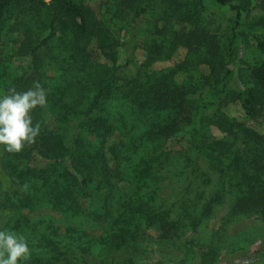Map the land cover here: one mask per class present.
<instances>
[{
    "label": "trees",
    "instance_id": "obj_1",
    "mask_svg": "<svg viewBox=\"0 0 264 264\" xmlns=\"http://www.w3.org/2000/svg\"><path fill=\"white\" fill-rule=\"evenodd\" d=\"M119 1L110 25L78 0H0V40L6 28L19 34L17 55L28 63L0 91L39 82L47 93L46 105L32 112L40 125L35 141L19 153L0 146L1 166L19 197L18 206L9 198L4 205L18 213L11 230L40 249L26 264H89L73 244L61 247L62 235H80L73 226L57 227L56 215L104 223L89 244L106 254L129 253L108 264H139L151 231L159 253L175 255L171 264H264V238L224 263H217L216 249L217 238L235 225L264 230V136L224 113L238 105L248 120L264 117V61L245 60L246 27L264 30V0ZM217 9L233 16L222 23ZM93 43L105 63L91 60ZM254 48L264 59V39ZM139 49L147 51L142 64ZM178 49L187 52V74L201 67L208 74L178 85L176 73L153 71ZM119 131L138 155L123 170L111 168L105 153ZM37 157L41 166H33ZM164 183L179 187L161 197ZM83 201L98 203V212L85 211ZM36 206L50 214L33 219ZM227 206L215 241L201 243L215 211Z\"/></svg>",
    "mask_w": 264,
    "mask_h": 264
},
{
    "label": "rangeland",
    "instance_id": "obj_2",
    "mask_svg": "<svg viewBox=\"0 0 264 264\" xmlns=\"http://www.w3.org/2000/svg\"><path fill=\"white\" fill-rule=\"evenodd\" d=\"M82 2L87 8L91 9L98 20L108 23L110 25H114L113 23V9L118 8L120 5L119 0H78ZM216 15H218L220 21L224 23L228 19H230L233 14L228 12L226 9H217ZM249 22L252 23L251 20ZM251 23H248L251 25ZM254 27V26H253ZM120 28V27H119ZM117 28L118 30H121ZM9 28L4 29L2 33V39L0 40V87H2L5 83L9 82L12 78L18 77L23 74L28 65L27 60L18 57L17 51L20 46L21 36L19 34L10 33ZM145 30L144 27H142ZM142 30V31H143ZM247 33H249V50L246 51L245 60L248 63H253L255 60L264 61L262 57L255 50V43L257 38L264 39V30L260 27L250 28L246 27ZM120 39L122 41L124 37V31L120 32ZM88 52L90 54V58L93 62L96 63H105L103 56L96 49L95 44L93 43ZM58 52L55 50L54 54ZM186 50L178 49L173 56L167 61L157 62L152 66L153 71H169L176 73L175 82L178 85L184 83L185 79H193L198 78L200 76H205L208 74L207 67H201L196 71L191 73H186L183 67V62L186 58ZM57 56V55H56ZM136 62L138 64H142L145 62L147 58V51L145 49L137 50L136 54ZM126 56L125 54H121L120 64L125 63ZM48 61V60H47ZM48 75H54L55 72L51 68H47ZM0 94H3L0 91ZM224 113L227 114L232 120L244 123L258 134L264 136V117L259 118L257 120L251 121L245 118V115L238 105H230L226 109H224ZM126 131L116 132L113 136L108 138V141L105 145V153L107 159L110 160L111 168H116L119 166L121 170H123L128 165L127 158H131L134 160L138 155L130 152L129 149V140L130 137L126 136ZM210 134L215 138H220L221 135L216 130H211ZM131 135V134H130ZM132 136V135H131ZM2 151L0 149V230H11L12 225L17 217V212L12 210L11 208H7L5 205L6 199H11V202L15 203L17 206L19 205L18 199L19 197H15V193L18 191L16 188L11 186L8 174L1 166L2 162ZM42 161L37 157L36 161L33 163V166H41ZM127 183H121L120 188L124 189L127 187ZM178 185L167 186L166 183L161 185L160 196L165 197L168 194H173ZM22 190L19 191L21 195ZM83 209L88 213L92 210V213L98 212L100 205L93 201H83L82 202ZM228 207H221L215 211V214L211 221L205 227V230L201 233L200 242L201 243H210L212 240L215 241L216 236L219 233L221 228V219L228 212ZM35 215L32 216L33 219H36L38 216H43L45 214H50V211L43 209L42 207L36 206ZM55 225L57 227L62 226H73L75 227L76 233L80 236L75 235L74 238L61 236V247L64 248L65 244H73L74 251L76 253V257H83L89 264H100L110 263V259L112 257L116 258L118 262L122 261L125 258H128L129 253L123 250L120 253L106 254L103 252L102 248L95 244H89V241L99 237L104 232V223L101 221L99 223L92 222L91 218H80L71 220L67 216H55ZM233 226L231 229L223 232L221 234V238H217L216 249L218 246V257L217 263H224L231 258L230 253H234L238 248H248L250 244H252V249H256L258 242L264 238V230L261 227H252L249 228V225L244 224L243 226ZM251 226V225H250ZM242 227V228H240ZM60 233H64V229H61ZM158 237V233L156 231L149 232L146 241L143 243L144 255H142L139 259V264H171L172 261L175 260V255L165 256L166 254H160L157 249V243L155 244L154 239ZM247 241V242H246ZM40 249L37 246L30 247V255L34 253H39ZM165 253V252H163ZM207 253V250H206ZM217 255V251L215 252ZM177 255V254H176ZM213 255V254H212ZM221 261V262H220Z\"/></svg>",
    "mask_w": 264,
    "mask_h": 264
},
{
    "label": "clouds",
    "instance_id": "obj_3",
    "mask_svg": "<svg viewBox=\"0 0 264 264\" xmlns=\"http://www.w3.org/2000/svg\"><path fill=\"white\" fill-rule=\"evenodd\" d=\"M47 93L39 82L26 91L9 89L0 94V146L9 153H19L40 132L32 112L46 105ZM30 258L28 240L15 231L0 230V264H26Z\"/></svg>",
    "mask_w": 264,
    "mask_h": 264
},
{
    "label": "built area",
    "instance_id": "obj_4",
    "mask_svg": "<svg viewBox=\"0 0 264 264\" xmlns=\"http://www.w3.org/2000/svg\"><path fill=\"white\" fill-rule=\"evenodd\" d=\"M37 2H41V3H44V4H49L51 3L52 0H35Z\"/></svg>",
    "mask_w": 264,
    "mask_h": 264
}]
</instances>
